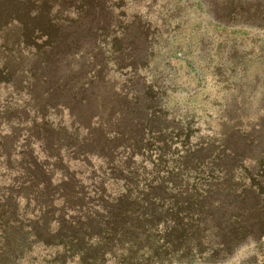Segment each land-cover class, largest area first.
<instances>
[{
  "label": "rangeland",
  "instance_id": "obj_1",
  "mask_svg": "<svg viewBox=\"0 0 264 264\" xmlns=\"http://www.w3.org/2000/svg\"><path fill=\"white\" fill-rule=\"evenodd\" d=\"M101 1L108 8L99 23L110 27L96 36L80 26L79 45L70 49L71 38L62 39L57 53L43 63L48 42L40 36L55 33L46 20L29 17L28 34L19 46L10 41V28L0 30V144L9 137L3 149L12 152L14 165L8 170L5 157H0L4 210L12 209L9 195L15 194L19 213L29 222V207L25 210L29 185L19 187L29 176L21 171L28 140L39 161L49 158L55 168L63 163L72 168L82 165L74 155L89 132L72 124L68 108L58 113L50 107L45 115L42 106L48 98L74 106L83 121L92 116L90 138L111 139L101 146H111L120 163L134 161L142 176L149 174L151 163H158V147L167 152L163 156L167 168L177 167L179 156L187 148L193 151L198 142L215 145L216 150L225 145L250 153L237 163L232 183L237 194L248 189L261 194L262 200L264 0ZM0 5L5 17L20 11L17 0H0ZM5 62L19 70L14 78ZM58 78L62 80L56 86L64 87V93L54 89ZM74 88L83 105L71 99ZM143 133L147 137L142 141ZM47 144L64 156L63 163L54 155L47 157ZM89 160L97 167L106 162V155L90 154ZM198 177L206 179L208 173L191 170V187ZM60 178L58 169L55 179ZM109 188L116 195L122 185ZM191 259V264H210L192 254ZM223 264H264V239L257 246L245 244Z\"/></svg>",
  "mask_w": 264,
  "mask_h": 264
},
{
  "label": "trees",
  "instance_id": "obj_2",
  "mask_svg": "<svg viewBox=\"0 0 264 264\" xmlns=\"http://www.w3.org/2000/svg\"><path fill=\"white\" fill-rule=\"evenodd\" d=\"M17 3L19 14L8 17L0 5V30L10 28V41L19 46L28 34L29 17L46 20L55 33L40 36L48 42L42 63L57 53L62 39L71 38L70 49L78 46L80 26L96 36L110 27L99 23L108 8L101 0H17ZM4 65L8 75L14 78L19 70L9 62ZM60 80L53 81L56 91L61 88L56 86ZM63 89L59 92L64 93ZM71 90V99L83 105L76 98L79 90ZM42 107L46 109L45 115L50 107L57 108L58 113L68 108L72 124L78 123L89 132L76 148L78 155H74L75 162L83 166L72 168L64 164V156L50 151L52 146L47 144V157L54 155L56 161L63 163L56 169L48 162L49 158L47 164L39 161L27 141L23 156L26 164L21 171L29 176L19 187L29 185L25 206V210L29 207V222L19 213L17 195L10 193L12 209L8 212L0 202V264H24L27 258L25 264H173L175 261L191 264V254L210 264H223L241 253L245 244L257 246L264 239V196L261 200V194L250 193L253 191L248 189L237 194L236 183H232L237 163L250 153L229 150L225 145L216 150L215 145L198 142L193 151L187 148L179 156L177 167L167 168L163 160L167 152L164 147H158V163H151L149 174L142 167L146 174L142 176L141 167L134 161L120 163L111 146H101V142L111 139L98 142L90 138L94 133L92 116L83 121L73 111L74 106L58 98L46 99ZM146 137L147 134H141L142 141ZM7 138L1 140L0 157H5L9 170L14 165L12 152L3 149L7 147ZM133 153L140 152L133 150ZM90 154L106 155V162L96 167L89 160ZM82 155L84 159H78ZM58 169L62 178L55 179ZM191 170L207 172L208 178L198 177L191 187ZM162 172L167 174L162 176ZM119 184L122 188L114 195L109 187L117 189Z\"/></svg>",
  "mask_w": 264,
  "mask_h": 264
}]
</instances>
